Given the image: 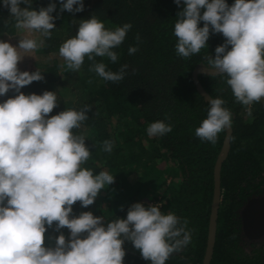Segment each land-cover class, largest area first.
Returning a JSON list of instances; mask_svg holds the SVG:
<instances>
[{"label":"clouds","instance_id":"obj_1","mask_svg":"<svg viewBox=\"0 0 264 264\" xmlns=\"http://www.w3.org/2000/svg\"><path fill=\"white\" fill-rule=\"evenodd\" d=\"M173 2L179 8L173 25L176 54L188 58L208 48L210 34H222L225 39L214 49L215 55L201 57L203 70L226 76L235 101L251 115L253 102L264 98V0H233L231 5L227 0ZM57 3L61 12L78 13L85 8L84 0H49L38 10L32 7V0H0L14 27L26 30L15 45L10 39H0V97L10 90L14 93L0 101V264H123L125 241L150 264H165L170 254L190 243L188 220L161 211V203L143 202L132 203L125 218L107 223L104 216L91 211L73 215L74 202L79 201L82 208L92 205L99 191L115 179L107 170L94 175L81 166L90 151L85 137L72 130L80 128L91 109L84 105L49 115L57 105L56 91H21L44 78L37 68L22 71L18 63L39 46L31 32L45 38L51 35L59 16V12L51 15ZM131 27L124 23L107 29L91 15L79 20L75 35L59 46L58 54L70 70H78L87 57L92 62L89 71L104 81H120L127 64L117 71L106 70L105 63L95 57L116 62L113 49ZM136 51L137 47H128L129 55ZM205 99L206 118L194 134L215 144L217 134L231 128V113L223 107L222 98ZM170 131L171 125L162 120L150 122L146 128L149 137ZM102 150L110 153L112 142L105 140ZM54 222L56 231L69 230L68 237L60 232L54 246H45L46 228Z\"/></svg>","mask_w":264,"mask_h":264},{"label":"trees","instance_id":"obj_2","mask_svg":"<svg viewBox=\"0 0 264 264\" xmlns=\"http://www.w3.org/2000/svg\"><path fill=\"white\" fill-rule=\"evenodd\" d=\"M48 3L49 0H32V7L38 10ZM227 3L231 5L233 0ZM84 4L83 11L71 13L61 12L57 3L51 14L57 16L59 12L54 24L71 31L79 20L91 15L107 29L130 23L132 27L124 41L113 49L118 57L116 62L107 57H95L96 61L105 63L106 70L117 71L122 64H127L123 79L102 80L89 71L92 62L87 57L78 70H70L61 57L62 60L55 58L43 68L36 67L44 78L21 88L25 94L56 91L57 105L49 115L66 108L79 110L84 105L91 109L80 128L72 130L85 137L90 151L81 166L91 169L94 175L107 170L115 179L100 190L104 196L96 197L92 205L82 208L79 201L74 202L73 215L91 211L96 216H104L105 223L116 217L125 218L132 203L149 204L145 201L148 187L154 191V186L159 187L151 200L158 202L159 197L165 200L161 211L169 209L182 220L187 219V227L191 229L190 243L170 254L165 264H203L214 194V170L222 155L227 131L224 129L217 134L215 144L195 136V128L206 118L208 103L197 90L194 73L203 69L201 57L214 56V49L225 38L219 33L210 34L206 42L208 48L184 58L176 54L174 47L173 25L179 8L173 0H84ZM199 26H203V22ZM22 31L25 30L14 27L8 9L0 7V37L17 36ZM54 31L50 30L51 35L46 38L41 37L44 41L41 50L45 54L58 52L62 44ZM129 46L137 47L132 55L128 54ZM74 71L79 74L78 86L87 90L86 103L78 104V86L75 89L68 85V75ZM198 79L210 97L224 100L223 107L230 111L232 120L230 151L221 168L222 199L210 264H264V231L251 234L247 229L248 223L254 221L251 217H257L264 210V98L253 102L251 115H248L246 106L235 101L226 76L199 74ZM12 95L10 90L0 101ZM157 120L171 125V131L152 139L146 128ZM105 140L112 142L110 153L102 150ZM161 162L169 164L168 168L156 169L155 165ZM172 167L177 168L179 180L167 184L163 176L168 177ZM151 173L153 175L147 178ZM60 232L67 239L66 227L58 232L54 222L51 228H46L45 246H54ZM262 239L259 245L255 244ZM123 247L126 251L123 264H150L131 242L125 241Z\"/></svg>","mask_w":264,"mask_h":264},{"label":"rangeland","instance_id":"obj_3","mask_svg":"<svg viewBox=\"0 0 264 264\" xmlns=\"http://www.w3.org/2000/svg\"><path fill=\"white\" fill-rule=\"evenodd\" d=\"M78 23H79V21H78ZM78 23H77V25H76L75 28H72L71 29V31H68L66 29H62V28L58 27L55 24V28H53V30H55L54 31L55 33L54 34L55 35H58V37L61 40V43H63L66 39H68L71 36H74L75 35V33L77 31V28H78ZM58 29H60L59 32H58ZM25 34H26V30L25 31H22V33L19 34V35H17V36H13L11 38L10 37H7V36L6 37H0V39H4V40H9L10 39V42L13 45H15L18 42V40H19V36H22V35H25ZM30 35H31L32 38H34V39L37 40V43H38L39 46L34 51L26 54V55H29V56H25L22 59V61H20L18 63V67H19L20 70H22V71L23 70L29 71V70H31L33 68L38 67V66H40V68H43L44 65H50L51 62L55 58H58V59L62 60L61 57L59 56L58 52H51L49 54H45L44 52H42L41 48L43 47V45L39 43L41 41V37L42 36L39 33L33 31V32L30 33ZM78 78H79L78 71H74L71 74H69L68 75V78H67L68 79V82H69L68 85L70 87L73 86L74 88H75V86H78V81L79 80L76 81V79H78ZM75 83H76V85H74ZM76 92H77V103L78 104L79 103H84V102L86 103L87 102V98H86L87 97V90L85 88H82L81 86H78L77 89H76ZM151 138L153 139L154 137H151ZM168 166H169V164L168 165L167 164L165 165L164 162H161L158 165H155V168L160 171L162 169L168 168ZM169 174L170 175L168 177H166L165 174L163 176L164 177L163 179H166L167 184H170L173 180L174 181H178L179 180V172H178V170H177L176 167H172L171 170H170V172H169ZM141 175H142V173H140V176ZM149 175H153V174L152 173L151 174H147V178L149 177ZM122 187H125L126 188V185H122ZM154 188L157 191L159 187L156 188L154 186ZM167 190H168V188H167ZM156 191H154L153 189H151L150 187H148L147 188V195L145 196V198H146L145 201H147L148 203H151V204L161 203L162 206L163 205H166V201L165 200L162 201L160 197H159V200L160 201H158V202H154V201L151 200V197L153 196V193L156 192ZM102 196H104V192L99 191V193L97 195V198L102 197ZM167 211H170V210L169 209H165L164 212H167ZM262 241H263V239L260 242L255 243V244H258L259 245Z\"/></svg>","mask_w":264,"mask_h":264},{"label":"water","instance_id":"obj_4","mask_svg":"<svg viewBox=\"0 0 264 264\" xmlns=\"http://www.w3.org/2000/svg\"><path fill=\"white\" fill-rule=\"evenodd\" d=\"M199 74H208V75H217V74H209L205 72L203 69H197L194 73V81H195V84H196V87L199 93L204 98H211L201 86V83L198 79ZM226 131H227V134H226L224 144H223L222 155L219 157L215 165V170H214V194H213V200H212V205H211L207 250H206V255H205L203 264H210L213 253H214L216 233H217L218 213H219L221 199H222L221 168H222L223 162L226 160L229 154V151H230V140H231V135H232V128L226 129Z\"/></svg>","mask_w":264,"mask_h":264},{"label":"flooded vegetation","instance_id":"obj_5","mask_svg":"<svg viewBox=\"0 0 264 264\" xmlns=\"http://www.w3.org/2000/svg\"><path fill=\"white\" fill-rule=\"evenodd\" d=\"M252 221L251 223H248L247 229L248 232L251 234H256L264 231V210L260 211V215L257 217H251ZM250 221V219H248Z\"/></svg>","mask_w":264,"mask_h":264}]
</instances>
